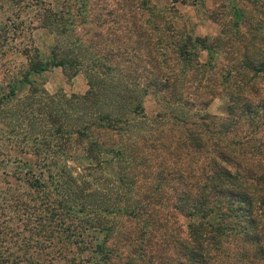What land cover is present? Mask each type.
<instances>
[{"label":"trees","instance_id":"trees-1","mask_svg":"<svg viewBox=\"0 0 264 264\" xmlns=\"http://www.w3.org/2000/svg\"><path fill=\"white\" fill-rule=\"evenodd\" d=\"M87 2L65 0L52 10L51 28L67 55L29 58L23 80L31 93L12 130L31 143L36 163L25 165L28 191L13 195V214L0 222V264H159L143 238L161 230L172 250L162 264H228L235 252L239 260L229 264H264V47L252 43H264V35L240 30L246 19L238 7L227 31L234 40L224 31L192 36L171 21L160 32L164 16L147 0H129L148 12L132 18L125 39L133 46L121 39L98 54L73 32L75 15L88 17ZM145 25L158 36L142 48ZM116 56L124 59L113 63ZM58 66L81 71L87 90L48 95L28 79ZM218 94L224 115L207 109ZM13 95L0 96V117ZM147 95L164 110L148 114ZM109 160L120 170L103 174ZM76 162L79 181L71 173ZM176 215L188 220L185 233L170 222ZM13 217L21 224H9ZM90 230L99 241L86 239ZM32 249L48 258L34 260Z\"/></svg>","mask_w":264,"mask_h":264},{"label":"rangeland","instance_id":"rangeland-1","mask_svg":"<svg viewBox=\"0 0 264 264\" xmlns=\"http://www.w3.org/2000/svg\"><path fill=\"white\" fill-rule=\"evenodd\" d=\"M147 1L160 12V15L164 16L163 24L158 29L160 32L166 31L163 25L170 24L168 21H171L177 30L192 36L213 38L224 31L225 38L234 40L230 32L227 31H231L230 21L234 19L233 7H238L246 19L240 23V30L244 33L264 35V0H177L173 6L171 5L173 0ZM63 4H65V0H0V96H8L9 91L14 90L13 102L7 104L5 109L3 108V117H0V222L13 214V207L10 206L13 195L21 193L25 196L28 191L24 181L25 165H35L36 163L31 143L26 144L20 138L15 139L12 130L13 126L22 125V118L19 119V117L22 111H25L22 103L23 98L31 93L30 84L23 80L24 74L30 68L29 58L38 53L44 61L56 58L57 55L63 56L69 53L68 48L61 42L63 37L56 35L51 28L52 10L61 9ZM75 6L78 7L79 2ZM74 10L76 12V8ZM86 11L88 16L86 20L81 21L83 19L79 16L81 12L75 15L76 27L73 32L81 39L82 48H89L98 54H104L102 51L104 47L116 49L125 42H127V46H133L125 39L128 37V31L134 26L132 18L139 17L142 12L145 17L148 13L147 10H137V7L132 6L129 0H88ZM149 26L143 27L141 33L145 37L139 38L143 42L142 48L158 36V32L157 34L152 32ZM115 33L120 36L117 41L112 39ZM149 34L152 38L148 36ZM252 43L257 47H264L263 41L253 40ZM169 54L172 57V53L169 52ZM129 55L131 54L126 53L125 59H128ZM206 57V52H203L200 56L201 61ZM120 59L124 58L114 57L113 63H118L121 61ZM28 79L33 86L39 88L40 93L45 91L48 95L83 94L88 87L87 78L81 71H65L59 66L49 67L40 73L31 72L28 74ZM191 90L192 88L186 89V91ZM144 105L148 114L156 113L161 108L164 110L163 103L152 95L146 96ZM207 109L210 113L224 115L226 112L224 97L218 94L209 103ZM71 162L69 160V163ZM79 162L86 164L88 161L80 158ZM76 163L78 166H73L71 173L80 179L84 175L81 164ZM105 164L107 166L102 164V168L99 169L103 174H112V172L120 170L118 163L113 160H109V163ZM21 222L13 217L12 221L9 220L8 223L16 225ZM170 222H174L173 226L178 227L183 233L186 232L188 220L185 217L176 215V218H172ZM169 228L167 233L172 236L173 229L170 232L172 226ZM161 231L156 232L152 238L149 236L143 238L144 248L149 254H153V260L159 264L166 260L164 257L169 258L172 255L170 246L162 239L164 234ZM24 233L28 232L24 231ZM84 234L86 239H91L93 243L94 240L99 241L101 238L98 233L96 234L92 230L85 231ZM165 237L169 236L165 235ZM19 241L21 240L19 239ZM71 247L73 246L71 245ZM230 249H235V247L231 246L229 251ZM10 251L16 252L15 249ZM38 252L37 249L30 251L34 260L42 261L48 258L43 254L44 252ZM239 255L235 252L229 256L228 264L234 263ZM220 260H224L222 255ZM239 264H245V262L240 260Z\"/></svg>","mask_w":264,"mask_h":264}]
</instances>
